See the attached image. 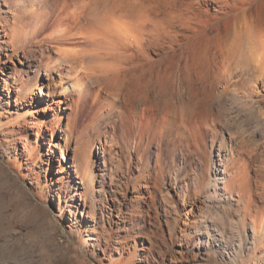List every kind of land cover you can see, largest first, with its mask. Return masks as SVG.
Returning <instances> with one entry per match:
<instances>
[{
    "label": "rangeland",
    "instance_id": "rangeland-1",
    "mask_svg": "<svg viewBox=\"0 0 264 264\" xmlns=\"http://www.w3.org/2000/svg\"><path fill=\"white\" fill-rule=\"evenodd\" d=\"M126 1L149 33L135 63L110 74L87 59L88 88L73 92L61 130L33 138L24 166L12 127L0 132V264H264V68L251 61L264 0L225 13L213 0ZM13 19L0 14V83L13 89L0 90V120L23 74L48 107L28 118L38 129L70 69L54 72L56 49Z\"/></svg>",
    "mask_w": 264,
    "mask_h": 264
},
{
    "label": "bare ground",
    "instance_id": "bare-ground-1",
    "mask_svg": "<svg viewBox=\"0 0 264 264\" xmlns=\"http://www.w3.org/2000/svg\"><path fill=\"white\" fill-rule=\"evenodd\" d=\"M243 1L244 0H213L215 4L224 10L223 13H225V8L227 6L233 9L236 7L241 8L244 4ZM4 6L6 8H0V14H12L13 18L19 24L18 27L20 32L30 33L36 43L40 42L38 37L41 36V40L46 42V46L49 45L56 49L58 58L54 63V67L56 68L54 72L58 73L62 69L61 67L57 69V64H63L70 69L68 70V74L61 78L63 86L61 88H56L52 93V104H54L56 108L53 109L51 118L43 121L38 129H35L34 124L32 125L29 123L28 118L32 116L34 112L48 107L42 103L39 97L32 96L35 91L27 93V83H25V80L22 78L23 74L16 79L13 78L15 82L14 90L16 91V99L14 100L16 111L14 110L8 115L6 124L0 120V132H2L3 128L9 129L12 127L14 133H12V137H14V142L16 144V149L13 154V163L22 167L24 166V163H22L24 156H29V159L33 158V153L36 151L35 147L32 146L33 142L31 143L33 138H35L36 142H39L42 137H45L46 133L44 126L46 128L53 127V134L59 131L61 126L60 122L63 120L61 112L70 108L71 103H73L70 99L74 94L73 92L76 90L83 91L84 86L87 87V80L90 74L88 73L86 67L87 63H85V61L93 56L100 58L103 62V70H105L106 73L110 72V74L112 70L127 69L129 65L131 66V64L135 63L136 53L134 54V51L137 50L140 53V51L143 50L147 40L145 37H147L146 35H149V33H147L148 31L146 30L147 22L144 18L145 16L129 6L126 0L113 1L110 5H106L103 10H100L98 6L91 2L78 3L77 0H16L15 2L5 3ZM249 17L250 15L244 18L246 22L251 23L248 20ZM153 24V27L157 30L158 25L156 22ZM253 25H255L257 33L264 37V18H254ZM152 33L154 34V38L151 39H156V31ZM80 39L84 41H77ZM43 45H45V43H42V46ZM96 45L101 46L103 49L97 53L93 52L95 53L94 55L89 53L90 49H88L87 46ZM262 52L261 55L253 53L254 56L251 61L256 68H264V46ZM41 55L44 57L45 53ZM1 80L4 81L0 83V90L2 89L3 93L8 97L13 90L11 87L12 81L3 78H1ZM36 89L38 88L36 87ZM106 92L108 91L106 90ZM111 95L113 96L112 93ZM59 96L60 99H57ZM55 98L57 100H55ZM36 100L37 104L35 105L34 103ZM33 104L36 110H33ZM112 111L113 113H117V118H120L119 108L112 109ZM120 121H122V118ZM21 122H24V125H22L24 130L20 132V134H17L14 129L21 127ZM170 124H172V122ZM71 126L70 123L67 128L69 133L71 131ZM161 132L163 134L168 133V128L164 126ZM137 145L140 146L139 141L135 143V146ZM72 168H74V171L77 173L79 168L81 169V167L76 164L72 165ZM242 188L245 190L246 187L242 185ZM248 191L249 190L246 188V193Z\"/></svg>",
    "mask_w": 264,
    "mask_h": 264
}]
</instances>
